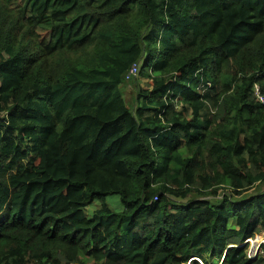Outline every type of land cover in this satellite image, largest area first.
I'll return each instance as SVG.
<instances>
[{"label": "trees", "instance_id": "trees-1", "mask_svg": "<svg viewBox=\"0 0 264 264\" xmlns=\"http://www.w3.org/2000/svg\"><path fill=\"white\" fill-rule=\"evenodd\" d=\"M262 232L264 0H0V264H264Z\"/></svg>", "mask_w": 264, "mask_h": 264}, {"label": "rangeland", "instance_id": "rangeland-1", "mask_svg": "<svg viewBox=\"0 0 264 264\" xmlns=\"http://www.w3.org/2000/svg\"><path fill=\"white\" fill-rule=\"evenodd\" d=\"M139 83L141 85H144V80H140ZM137 85L135 83L132 82H127L123 87H122V92L124 93L125 99L128 103L132 104L134 99H135V95H136V87ZM106 202L115 210H119L120 209V199L118 196H109L106 198ZM96 207H98V202H96L95 204H93L92 206L88 207L87 209V214H90ZM262 236H264V234L262 233ZM222 261V259L218 260L217 264H219ZM185 264H191V261Z\"/></svg>", "mask_w": 264, "mask_h": 264}, {"label": "built area", "instance_id": "built-area-1", "mask_svg": "<svg viewBox=\"0 0 264 264\" xmlns=\"http://www.w3.org/2000/svg\"><path fill=\"white\" fill-rule=\"evenodd\" d=\"M139 74V66L134 64L129 71L127 72V79H132L133 77L138 76ZM248 245L247 249V257L250 259H254L259 255L264 256V238L261 235H257L254 238H249L245 241ZM35 264H52V263H35Z\"/></svg>", "mask_w": 264, "mask_h": 264}, {"label": "clouds", "instance_id": "clouds-1", "mask_svg": "<svg viewBox=\"0 0 264 264\" xmlns=\"http://www.w3.org/2000/svg\"><path fill=\"white\" fill-rule=\"evenodd\" d=\"M139 75V74H138ZM255 93H256V95H258V98H259V100H261V95H260V93H259V88H258V86H255ZM258 235H261V234H258ZM246 244V243H245ZM244 246V245H243ZM245 246H247V249H248V245L246 244ZM193 260V258H190V260L188 261V262H190V261H192ZM195 260H199V259H195ZM187 262V263H188ZM201 262V261H200ZM35 264V263H34Z\"/></svg>", "mask_w": 264, "mask_h": 264}, {"label": "crops", "instance_id": "crops-1", "mask_svg": "<svg viewBox=\"0 0 264 264\" xmlns=\"http://www.w3.org/2000/svg\"><path fill=\"white\" fill-rule=\"evenodd\" d=\"M263 234H264V232H262ZM262 233H260V234H262ZM263 238H264V236H262Z\"/></svg>", "mask_w": 264, "mask_h": 264}, {"label": "water", "instance_id": "water-1", "mask_svg": "<svg viewBox=\"0 0 264 264\" xmlns=\"http://www.w3.org/2000/svg\"><path fill=\"white\" fill-rule=\"evenodd\" d=\"M243 245L245 246L246 244L244 243Z\"/></svg>", "mask_w": 264, "mask_h": 264}, {"label": "bare ground", "instance_id": "bare-ground-1", "mask_svg": "<svg viewBox=\"0 0 264 264\" xmlns=\"http://www.w3.org/2000/svg\"><path fill=\"white\" fill-rule=\"evenodd\" d=\"M189 37V36H188Z\"/></svg>", "mask_w": 264, "mask_h": 264}]
</instances>
